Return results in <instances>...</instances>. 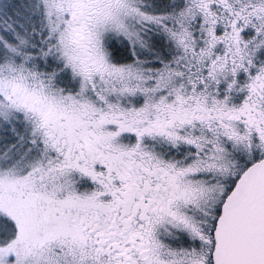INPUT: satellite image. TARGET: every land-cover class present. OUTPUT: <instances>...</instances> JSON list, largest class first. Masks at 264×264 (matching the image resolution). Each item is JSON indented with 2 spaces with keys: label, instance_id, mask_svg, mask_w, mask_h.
Segmentation results:
<instances>
[{
  "label": "snow or ice",
  "instance_id": "6c2138e0",
  "mask_svg": "<svg viewBox=\"0 0 264 264\" xmlns=\"http://www.w3.org/2000/svg\"><path fill=\"white\" fill-rule=\"evenodd\" d=\"M0 264H264V0H0Z\"/></svg>",
  "mask_w": 264,
  "mask_h": 264
}]
</instances>
